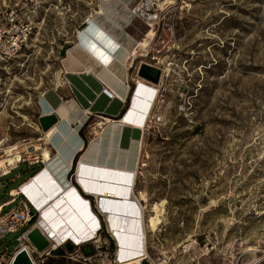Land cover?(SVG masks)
Here are the masks:
<instances>
[{
  "label": "rangeland",
  "instance_id": "1",
  "mask_svg": "<svg viewBox=\"0 0 264 264\" xmlns=\"http://www.w3.org/2000/svg\"><path fill=\"white\" fill-rule=\"evenodd\" d=\"M29 9L24 46L0 62V173L8 170L0 202L9 189L42 174L33 158L42 159L43 149L56 153L55 137L44 138L49 130L42 132L38 119L48 114L46 107L75 99L65 67L77 81L76 65L66 53L78 51V33L87 30L90 18L130 49L124 107L107 117L115 122L124 117L139 84L154 90L133 177L144 232L142 237L140 229L141 239L129 249L135 255L120 260L117 238L96 197L77 183L84 150L60 182L70 180L89 200L99 218L95 237L74 242L78 246L48 244L42 251L22 239L32 249V261L131 264L144 255L141 264H264V0H38ZM126 10L127 19L114 26L111 18L120 21ZM142 62L159 69L157 83L138 76ZM99 115L84 114L77 122L75 133L85 149L108 127ZM5 153H17L20 160L8 166ZM58 166L63 173V162ZM154 206L159 221L153 229ZM27 226L0 240V255L7 252L0 264L19 249L16 237Z\"/></svg>",
  "mask_w": 264,
  "mask_h": 264
},
{
  "label": "bare ground",
  "instance_id": "2",
  "mask_svg": "<svg viewBox=\"0 0 264 264\" xmlns=\"http://www.w3.org/2000/svg\"><path fill=\"white\" fill-rule=\"evenodd\" d=\"M127 12L126 10L124 14H121L120 21L111 18L113 25L120 27L123 24L122 21L128 17ZM97 13L103 14L102 9ZM117 37L108 28H104L95 17H92L88 20L87 30L84 33H78V44L76 45L78 51L75 54L71 51L66 53L67 60L75 63L76 66L72 71H76L74 73L78 77L77 81L69 79V84L74 88L78 97H81V100L85 102V106L101 96L107 99L105 105L112 103L116 106L121 104L126 97L128 86L126 84L125 66L130 49L121 45L117 41ZM103 56L105 57L104 61L101 60ZM89 82H93L94 86ZM83 89L92 93L90 98L85 96ZM105 90L107 93L104 92ZM135 91L122 119L115 122L108 117L103 118L108 127L104 131L102 130L103 133L101 137L99 136L100 140L97 137V142L92 141L86 149L85 147L82 148V151H85L82 152V157L76 166L77 183L82 186L80 187L85 193L96 197L98 206L108 221V230L117 238L116 242L120 248L118 255L123 261L135 255L129 249L136 247L141 239V233L142 237L144 235L141 205L139 199L133 194V177L136 173L139 148H141L140 133L145 125L146 115L154 97V90L142 83L136 87ZM50 104L52 105L54 102ZM41 105L43 106V104ZM69 108L68 102L61 101L55 105L53 113L66 124L73 121L77 124L80 122L81 116L77 113H69ZM84 110L86 111L83 112V115L87 114L90 109L86 106ZM53 125L43 131L45 133L49 130L44 137L45 139H51L54 134L59 135L58 127ZM71 129L75 131L74 128ZM133 130L138 131L136 135L131 134ZM122 143H124L123 146ZM1 145L3 143L0 141ZM14 151L16 149L11 150V152ZM10 153H5V164L8 166L14 160L19 159L17 153ZM41 155L44 163L51 159V155L46 149L42 150ZM65 165L70 167L71 161L67 160ZM43 170L36 179L21 184L19 187L38 209L39 216L36 219V226L42 230L48 240L50 239L57 244L65 240H69L72 244L74 242L83 244L93 239L97 227H99V218L93 214L89 200L82 198L71 184H60V186L48 169ZM29 187H32L31 190L34 195L39 194L37 200L40 199V201H35L30 195ZM15 192L16 190H13L11 193L14 194ZM115 199L121 201L115 202ZM116 203L121 207H117ZM132 204L135 205L136 209L131 207ZM153 210L156 215L150 218L149 226L154 229L159 221V209L157 210V206H154ZM116 212L121 215L115 214ZM20 248L28 249L22 242L19 243ZM140 261L141 259L131 264H141ZM10 263L11 259L8 264Z\"/></svg>",
  "mask_w": 264,
  "mask_h": 264
},
{
  "label": "built area",
  "instance_id": "3",
  "mask_svg": "<svg viewBox=\"0 0 264 264\" xmlns=\"http://www.w3.org/2000/svg\"><path fill=\"white\" fill-rule=\"evenodd\" d=\"M37 3L38 0H0V62L10 59L14 53L24 46L29 33V31H27L29 28L27 27V19L29 17L27 11L31 10L29 8L34 7ZM106 91L107 90H105V92ZM20 156L21 155H19V159H17L18 161L20 160ZM37 158L38 157H35L33 159L35 161L39 160L43 166L44 162L42 159ZM7 172L8 170L3 171L1 169L0 189L3 186L1 179L6 176ZM66 182V185L71 184L69 183L70 180ZM15 189L16 192L14 194H12L11 189H9L7 200L0 202V240L4 239L8 234L17 231L22 225L28 224V226L24 228L16 237V240L19 243L22 239H25V234L30 231L33 226L40 230L35 224L36 219L39 216V212L34 203L19 189V184ZM5 207H8V209L4 210ZM40 231L53 248L62 246L66 241L70 245L78 246L76 244H72L69 240L62 241L60 244L54 243L50 239L48 240L42 230ZM15 250L16 249L12 252L11 257L15 254ZM26 251L32 261V249L30 246H28ZM6 254L7 252H3L0 255V262ZM141 257L142 259L145 258L144 255ZM32 262L35 264L34 261ZM256 262L257 261L253 260L249 264H257Z\"/></svg>",
  "mask_w": 264,
  "mask_h": 264
},
{
  "label": "crops",
  "instance_id": "4",
  "mask_svg": "<svg viewBox=\"0 0 264 264\" xmlns=\"http://www.w3.org/2000/svg\"><path fill=\"white\" fill-rule=\"evenodd\" d=\"M69 71L70 70L66 69L65 67V72H67V77L71 79L69 77L70 76ZM89 83L93 85V82H89ZM83 90H84L85 96L90 98L92 93L89 90H86V89H83ZM73 94L75 96V99L71 98L67 101H63V100L61 101L68 102L70 104V108L68 109L69 113H75V114L77 113L79 116H81L80 120L83 117V112L86 111L84 110L86 106L90 109L89 111H87L88 112L87 114L92 115L93 113H98L100 114L99 117L102 118V117H107V116L116 117L120 113L124 105L123 101L121 104L116 105V106L112 105V103L105 105V102L107 99L104 96H101L97 99L96 98L94 99L93 97L92 100L94 99V101L91 104H86L85 106V102L80 100L74 91H73ZM53 110L54 109L50 110L49 108H47L46 113H52L55 115V113H53ZM56 118L57 120L55 124L58 127L59 135L54 134L52 137H55L54 138L55 140L52 141V143L50 141L52 148H54V151L56 153L51 156V159L47 163H44L43 168L48 169L50 171L56 183H58L59 185L60 184L63 185L64 183H61L60 181L66 172V167H68V165L67 166L65 165L66 161L69 160L73 162V160L78 155V153H80L79 151H82V148L84 147L85 144H84L83 139L78 136L79 134L77 135L75 133V131L77 130L78 124L76 126V123L74 121L66 124L65 122H63V120H60L57 116ZM71 128H74L75 131H72ZM72 139L73 141H70ZM62 162L64 166L63 173L60 171V168H58L59 167L58 165L62 164Z\"/></svg>",
  "mask_w": 264,
  "mask_h": 264
},
{
  "label": "water",
  "instance_id": "5",
  "mask_svg": "<svg viewBox=\"0 0 264 264\" xmlns=\"http://www.w3.org/2000/svg\"><path fill=\"white\" fill-rule=\"evenodd\" d=\"M136 73L139 77L149 81L150 83H157L161 74L156 66L147 64L145 62H142L138 65ZM56 120V116L52 113L40 116L38 122L41 131H46V129L56 123ZM25 240L38 251H42L49 246V243L44 235L35 226H33V228H31L30 231L25 234ZM10 264H33V262L30 260L26 249L20 248L12 256Z\"/></svg>",
  "mask_w": 264,
  "mask_h": 264
},
{
  "label": "trees",
  "instance_id": "6",
  "mask_svg": "<svg viewBox=\"0 0 264 264\" xmlns=\"http://www.w3.org/2000/svg\"><path fill=\"white\" fill-rule=\"evenodd\" d=\"M12 189V188H11ZM108 200H111V199H108ZM115 202H119V201H121V200H117V199H115L114 200ZM113 203V202H112ZM117 204V207L119 206V207H121L118 203H116ZM124 206V205H123ZM132 208H134V209H136V207H135V205L134 204H132V206H131ZM115 214H118V215H121V214H119V212H116Z\"/></svg>",
  "mask_w": 264,
  "mask_h": 264
}]
</instances>
